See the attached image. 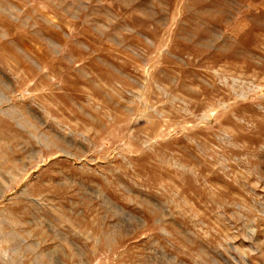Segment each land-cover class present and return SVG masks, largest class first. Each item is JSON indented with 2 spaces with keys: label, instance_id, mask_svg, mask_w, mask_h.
Masks as SVG:
<instances>
[{
  "label": "rangeland",
  "instance_id": "1",
  "mask_svg": "<svg viewBox=\"0 0 264 264\" xmlns=\"http://www.w3.org/2000/svg\"><path fill=\"white\" fill-rule=\"evenodd\" d=\"M0 264H264V0H0Z\"/></svg>",
  "mask_w": 264,
  "mask_h": 264
}]
</instances>
